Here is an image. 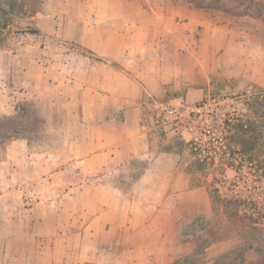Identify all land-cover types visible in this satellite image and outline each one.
I'll list each match as a JSON object with an SVG mask.
<instances>
[{
    "label": "rangeland",
    "instance_id": "rangeland-1",
    "mask_svg": "<svg viewBox=\"0 0 264 264\" xmlns=\"http://www.w3.org/2000/svg\"><path fill=\"white\" fill-rule=\"evenodd\" d=\"M20 1L0 0V6L5 10L10 3L15 4V7H9L10 14L6 16L15 24L2 31L0 38L4 45L0 46V51L15 52L20 43L32 38L40 39L38 19H42L43 14L60 17L62 13H74L71 10L74 4L65 3L66 9H63L65 5L60 0H42L41 11L27 18L24 13L30 10L24 8ZM138 1L152 7L148 13L143 11L147 15L142 14V17H155L158 21L168 18L162 27H158L162 33L158 34V29L155 30L157 34L153 32L152 42H157L154 44L157 53L153 50V57L145 58L149 60L146 64L148 69L155 66L153 70L157 71L148 74L147 78L155 76L161 84L151 97H146L144 112L151 126L150 145L178 154V171H165L166 159L161 165V174L168 173L169 176L170 172L181 171L190 177L185 192L181 189L173 192L169 187L166 193H177L181 207L156 221L158 226L161 225L157 233L100 232L91 235L83 228L73 226L75 234L48 235L42 231L41 234L28 232L33 218L12 215L23 204L17 198L20 193L14 194L18 199L16 204L10 203V196H1L0 264H38V253L33 251L32 244L40 240L38 236L47 244L49 236L63 243L65 236L70 237L71 250L60 258V264H172L176 258L190 255L196 248L202 249L194 258L195 264H264V139L245 153L235 152L249 133L235 132L228 120L240 115L242 118L246 115L258 117L260 126L256 132L264 136V0ZM34 5L37 4L32 1L30 6ZM78 5L73 16L81 18L89 9L83 10L82 4ZM96 12L92 11L91 16L97 18L104 11ZM149 39L150 36L148 42H151ZM43 45L50 51L62 49L55 42H41ZM65 46L63 49L68 52L86 50L74 42ZM10 54H3L5 58L0 61V125L5 127L8 124L7 130L26 135L31 144L40 146L34 150L46 149V143L51 144V149L54 144L57 148L65 146L63 136L67 134L65 126L71 112L72 116L75 115L71 132L78 137L86 133L91 135L92 125H82L78 119L80 104L76 90L71 91L74 98L72 106L66 105L64 99L59 101L66 90L53 95L54 91L48 88L47 83L42 92L35 86L34 97L21 98L20 94L14 93L12 90L18 91V87L9 85L11 69L18 67L19 62ZM30 67L33 72L38 70L37 66ZM48 80L54 81V75ZM8 104H11L10 113L5 114L9 111L5 106ZM163 115L167 116L164 121ZM50 133L55 134V143L49 141L53 138ZM197 142H200L201 150L194 153L191 149L198 145ZM228 147L235 148L229 156L224 152ZM3 157L4 145L0 144V159ZM3 166H0L1 174L6 171ZM126 171L129 170L126 168L115 175L114 182L126 177ZM94 175L91 177L95 178ZM5 189L6 184L0 183V194ZM221 198L245 202L236 206L231 202L224 203ZM193 201L199 205L192 206ZM172 217L173 221L170 220ZM79 219L77 225L84 221L83 217ZM175 219H180V223ZM161 230L165 231L160 235L158 232ZM80 243L87 246L84 253L88 260L80 257ZM50 249L47 245L42 250L40 264H52L50 259L58 263V256L52 258ZM59 253L57 250V255Z\"/></svg>",
    "mask_w": 264,
    "mask_h": 264
},
{
    "label": "crops",
    "instance_id": "crops-1",
    "mask_svg": "<svg viewBox=\"0 0 264 264\" xmlns=\"http://www.w3.org/2000/svg\"><path fill=\"white\" fill-rule=\"evenodd\" d=\"M60 3L74 4L71 7L74 16L79 3L83 10L87 8L89 12L81 18L69 15L70 11L66 13L68 15L60 14V17L43 14L44 17L38 19L40 39L32 38L20 43L15 52L1 50L0 61L6 52L18 60V67L11 69L9 85L18 87V91H12L20 94L21 98L34 97L35 88L42 92L47 83L48 88L54 91L53 95L70 91L68 95L60 96L59 101L64 99L66 105L72 106L74 98L71 91L76 90L80 104L78 119L82 125L91 124L92 133L78 137L71 132L75 116L71 112L66 121L64 147L57 148L54 144L51 149V144L46 143V149L34 150L40 146L31 144L24 136L4 142L0 166L4 165L2 168L6 171L0 173V178L3 177L0 183L6 184V189L0 197L10 196V203L16 204L18 199L14 194L20 193L17 198L23 204L12 215L33 218V225L28 227L32 234L72 235L76 231L73 226H79L91 235L100 232L157 233L161 225L158 226L156 221L170 216L182 204L177 193L166 194L168 188L171 187L173 192L177 189L185 192L190 182V177L181 171L170 172L169 176L168 173L161 174V165L166 159L167 167L163 169L178 171V154L150 145L151 126L144 112L146 97H151L161 84L155 76L147 78L148 74L157 71L153 70L155 66L148 69L149 60L145 58L153 57L154 44H157L152 42L153 32L168 18L158 21L155 17H142L152 7L138 0H60ZM66 5L62 8L66 9ZM94 10H97L96 14L99 10L104 12L95 18L91 16ZM47 16L49 19H44ZM160 33L161 29H158ZM149 36L151 42H148ZM41 42H55L62 49L50 51L46 45L41 46ZM68 42L83 46L85 52L65 51L63 48L66 49ZM32 65L37 66L36 72L30 70ZM52 75L54 81H49ZM41 82L45 84L43 88ZM21 88L23 91L19 92ZM5 106L9 110L5 114H9L11 104ZM50 136L53 138L49 141L55 143V134L50 133ZM132 158L148 159V168L124 194L114 179L122 170H130ZM93 175L95 178L91 177ZM197 204L193 201L192 206ZM79 217L84 221L77 225ZM172 218L170 220L173 221ZM175 220L180 223V219ZM68 238L65 236L63 243L49 236L47 244L38 236L40 240L32 243L33 251L38 253V264L43 258L40 253L47 245L51 248L52 258L58 256V263L50 259L52 264H60V258L72 247ZM79 247L80 257L88 260L84 253L87 246L80 243ZM57 250L60 252L58 255Z\"/></svg>",
    "mask_w": 264,
    "mask_h": 264
},
{
    "label": "trees",
    "instance_id": "trees-1",
    "mask_svg": "<svg viewBox=\"0 0 264 264\" xmlns=\"http://www.w3.org/2000/svg\"><path fill=\"white\" fill-rule=\"evenodd\" d=\"M34 1L36 2L37 5L34 6H30V3ZM20 4H22V6L24 8H29L30 12L29 13H24L22 11V14L24 13V15H27V18H30L31 16H34L36 13H38L39 11H41L42 9V0H22L20 1ZM9 7H15V4L10 3L8 8L5 10L0 6V36L2 34V31L9 27L12 26L14 23L13 19H11L10 17H6L7 14H10L9 12ZM22 7V8H23ZM25 10V9H24ZM4 16H1L3 15ZM1 44L0 46H3V40L0 38ZM263 102V101H262ZM262 107L264 108V103L262 105ZM243 115H240L239 117H232L230 119H228L231 123V127L236 130L235 132L237 133H242V134H248L249 135L244 139H242V143H241V148L238 149V151H235L234 147H228L227 152L228 156L230 155V151L232 152H242L245 153L249 150H251L252 148H254L259 141L264 139V136L262 135L261 132H256L257 129L260 126L259 123V119L258 117H251L246 115V117L242 118ZM6 118V117H4ZM8 118V117H7ZM8 127V124H6ZM3 127L0 125V133L3 134V136L1 135V140H0V144H4V142L6 140H9L11 138L14 137H18V136H24L26 138H28L26 135L21 134V133H16L15 131H12V129L7 130V127ZM22 126V123H21ZM19 128L20 127V123H19ZM18 129V128H17ZM189 143V142H188ZM198 144V142L196 143ZM194 153H196L197 151L201 150V145L200 142L198 145H195L194 147H192V149ZM251 159V158H250ZM148 168V162L146 160H141V159H137V158H132L130 159V170L127 172V176L124 177L122 176V178L120 177V179L117 180L116 185L122 190V192L128 193L133 185V183L138 180L142 174L144 173V171ZM127 178V179H125ZM217 198H220V196L218 195V193H216ZM221 200L224 201V203H234L237 204L236 206H240L242 204V202L244 203V200H232V199H227V198H221ZM238 201V202H237ZM235 206V207H236ZM185 239H182L181 242H184ZM202 248H196L190 255H184L182 257L176 258L172 264H195L194 262V258L196 256H198L201 252Z\"/></svg>",
    "mask_w": 264,
    "mask_h": 264
},
{
    "label": "built area",
    "instance_id": "built-area-1",
    "mask_svg": "<svg viewBox=\"0 0 264 264\" xmlns=\"http://www.w3.org/2000/svg\"><path fill=\"white\" fill-rule=\"evenodd\" d=\"M167 119V116L166 115H163L162 116V121L166 120Z\"/></svg>",
    "mask_w": 264,
    "mask_h": 264
}]
</instances>
